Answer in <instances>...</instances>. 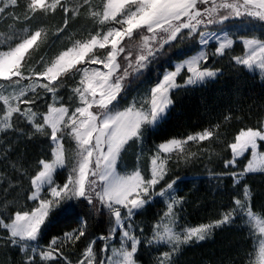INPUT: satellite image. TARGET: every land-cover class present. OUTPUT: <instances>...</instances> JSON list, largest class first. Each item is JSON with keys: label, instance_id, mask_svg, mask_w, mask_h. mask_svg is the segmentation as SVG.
Wrapping results in <instances>:
<instances>
[{"label": "snow or ice", "instance_id": "6c2138e0", "mask_svg": "<svg viewBox=\"0 0 264 264\" xmlns=\"http://www.w3.org/2000/svg\"><path fill=\"white\" fill-rule=\"evenodd\" d=\"M0 21L3 264H140L144 251H155L151 264H177L184 246L231 226L258 234L249 264H264V203L257 209L248 187L250 174L264 175V112L230 140L221 123L165 138L140 164L181 91L219 79L225 64L264 79V0H0ZM65 40L70 46L50 55ZM20 141L47 144L46 158L29 162ZM217 162L227 210L183 226L187 179L178 169ZM156 205L155 223H137ZM105 216L107 231L97 235L95 218ZM61 222L68 230L53 234Z\"/></svg>", "mask_w": 264, "mask_h": 264}, {"label": "trees", "instance_id": "16d2710c", "mask_svg": "<svg viewBox=\"0 0 264 264\" xmlns=\"http://www.w3.org/2000/svg\"><path fill=\"white\" fill-rule=\"evenodd\" d=\"M59 23V17L48 22L49 43L55 40L51 33ZM6 28V23L0 21V32H4ZM76 30H82L81 26H78ZM65 45L70 46V42L67 40L56 42L50 55L63 50ZM236 54H242V49L237 48ZM155 80L156 73L154 72L151 81ZM149 86L153 85H145V87ZM173 99L174 106L171 108L166 122L148 136L149 142L145 146L147 152H149L148 149H154L155 145L165 138L186 137L189 134L202 131L210 124L221 123V131L226 129V136L229 140L232 138V134L240 128L255 125L257 118L264 112V79L257 72L237 71V69H230L225 64L223 75L219 79L204 87L181 91ZM225 116L231 117L227 124H224L223 121ZM203 143L208 144V141ZM65 146H70L67 141ZM18 147L29 162L38 157L46 158L45 153L48 146L45 143L20 141ZM212 150L219 152L221 148L218 145H213ZM191 151H196V147L193 146ZM125 163L132 167L136 163L135 154L128 155ZM244 163L247 161L245 160ZM220 167L221 165L217 162L207 163V166L205 164L187 168L182 166L178 169L180 175L187 179V184L181 186L188 201L180 220L183 226L195 227L207 224L227 210V205L230 202L224 195V185L227 184V179L218 187L217 181L213 177V173L219 171ZM250 176L248 187L254 194L253 199L258 209L260 204L264 203V175L250 174ZM162 212L163 208L159 205L148 208L145 215L136 218L137 223L145 225L155 223L159 218L156 214H162ZM95 219L96 223L93 225V229L96 234L106 233L107 217H96ZM61 229L68 230V227L61 222L52 232L53 234H62ZM145 231L146 235H151L147 228ZM257 250L256 236L249 235L246 226L225 227L217 229L211 238L203 242L184 246L182 253L177 257V264H249L250 260L255 261ZM65 251L70 259L76 260L77 251L75 249L65 246ZM154 255H156L155 251L151 253L144 251L142 255L138 253L140 264H151V257ZM3 261L4 256L0 254V264H3Z\"/></svg>", "mask_w": 264, "mask_h": 264}, {"label": "rangeland", "instance_id": "374dc122", "mask_svg": "<svg viewBox=\"0 0 264 264\" xmlns=\"http://www.w3.org/2000/svg\"><path fill=\"white\" fill-rule=\"evenodd\" d=\"M39 42V41H38ZM37 42V43H38ZM257 73H259L257 71ZM191 143V142H190ZM66 148H69L70 146H65ZM71 147H74V145H71ZM134 153V152H133ZM133 153H130L129 155H132ZM151 155V153L147 152L145 150V153H144V156L141 157V160H140V164H141V168L144 169L147 167L149 161H148V156ZM246 156H248V153L245 154ZM136 158V157H135ZM250 158V157H249ZM241 160H243L244 158L241 157L240 158ZM126 164V163H125ZM127 165V164H126ZM129 167V170H131V167L129 165H127ZM256 174H260V173H256ZM256 239H257V249L259 248V239H258V234L256 235ZM203 242V241H202ZM200 243V242H199ZM193 244V243H192ZM190 245V244H189ZM187 246V245H186ZM258 251V250H257Z\"/></svg>", "mask_w": 264, "mask_h": 264}]
</instances>
